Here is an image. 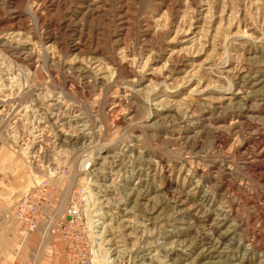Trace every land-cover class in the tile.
I'll list each match as a JSON object with an SVG mask.
<instances>
[{
    "label": "rangeland",
    "instance_id": "374dc122",
    "mask_svg": "<svg viewBox=\"0 0 264 264\" xmlns=\"http://www.w3.org/2000/svg\"><path fill=\"white\" fill-rule=\"evenodd\" d=\"M88 254L264 264V0H0V264Z\"/></svg>",
    "mask_w": 264,
    "mask_h": 264
},
{
    "label": "built area",
    "instance_id": "2783aa9c",
    "mask_svg": "<svg viewBox=\"0 0 264 264\" xmlns=\"http://www.w3.org/2000/svg\"><path fill=\"white\" fill-rule=\"evenodd\" d=\"M16 211H18V208L16 209ZM17 218L21 221L22 219L23 220H25V222H26V224L28 225V226H30V227H32V228H35L34 226H35V224H36V221H37V218L38 217H35V216H27V217H24L23 215H20L18 212H17ZM79 217L77 216V214L75 213L74 214V219H73V221L74 220H77ZM90 253L91 254H95L94 252H93V250H92V246H90ZM86 256V257H85ZM90 259V254H88V255H84V257L81 259V263L80 264H90V261H91V259ZM91 263H92V261H91Z\"/></svg>",
    "mask_w": 264,
    "mask_h": 264
},
{
    "label": "bare ground",
    "instance_id": "6f19581e",
    "mask_svg": "<svg viewBox=\"0 0 264 264\" xmlns=\"http://www.w3.org/2000/svg\"><path fill=\"white\" fill-rule=\"evenodd\" d=\"M74 215V214H73ZM74 217V216H73Z\"/></svg>",
    "mask_w": 264,
    "mask_h": 264
}]
</instances>
